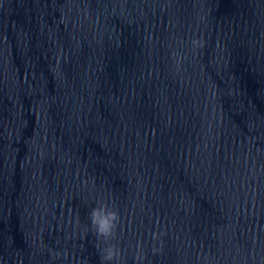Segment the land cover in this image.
<instances>
[{
  "label": "clouds",
  "instance_id": "obj_1",
  "mask_svg": "<svg viewBox=\"0 0 264 264\" xmlns=\"http://www.w3.org/2000/svg\"><path fill=\"white\" fill-rule=\"evenodd\" d=\"M193 45L203 46L204 41L194 39L192 41ZM89 218L91 221L92 228L94 230V234L99 241L103 238L104 241H112L117 238V228L120 222V213L118 209L114 206L109 207L108 203H100L97 207L93 208L89 214ZM160 233H152V238L154 241H159V247L153 246L152 252L153 254H157L162 251L163 241L160 239ZM97 249L99 250V243L96 244ZM142 245L138 244V249H140ZM53 259L59 258L63 255L67 258V252L59 253L52 252L51 253ZM121 258V250L118 248L116 244L109 243L107 247L102 250V255L100 256L101 264H107V262L115 261L116 264H119ZM146 254H142L141 251H137L134 256L135 264H143V261L146 260ZM81 264H86V261H82Z\"/></svg>",
  "mask_w": 264,
  "mask_h": 264
}]
</instances>
